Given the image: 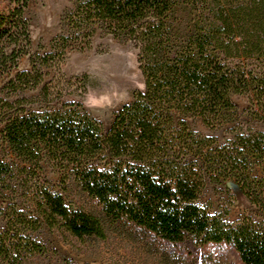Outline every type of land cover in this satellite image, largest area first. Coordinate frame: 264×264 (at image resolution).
<instances>
[{
	"label": "trees",
	"instance_id": "obj_1",
	"mask_svg": "<svg viewBox=\"0 0 264 264\" xmlns=\"http://www.w3.org/2000/svg\"><path fill=\"white\" fill-rule=\"evenodd\" d=\"M27 7L10 0L0 10L2 72L24 52L9 48L29 45ZM99 32L138 49L145 85L107 131L80 102L53 105L71 81L43 85V70ZM40 86L36 111L26 98L3 103L0 262L43 256L35 235L47 226L67 241L122 232L175 249L226 247L238 264H264V130L237 124L233 102L250 95L247 116L264 125V0H74L51 51L10 81L14 91ZM194 122L236 125L221 143ZM231 183L256 216L230 223L198 204L209 186Z\"/></svg>",
	"mask_w": 264,
	"mask_h": 264
},
{
	"label": "rangeland",
	"instance_id": "obj_2",
	"mask_svg": "<svg viewBox=\"0 0 264 264\" xmlns=\"http://www.w3.org/2000/svg\"><path fill=\"white\" fill-rule=\"evenodd\" d=\"M73 4L74 0H28L25 18L28 21L29 45L24 48L11 46L9 53L15 49L24 52L10 72L0 70V139L5 126L2 119L9 115L3 103L26 98L33 100L26 110L36 111L39 109L36 102L40 90L52 79L72 83L62 92V98L53 104L55 107H60L63 102H80L88 113L103 124L105 131L109 130L115 114L132 101L133 94L144 89L138 49L131 42L118 41L99 32L89 48L84 51L70 50L58 68L43 70L45 78L42 86L26 91L12 90L10 81L22 72H32L34 59L51 51L53 40L62 33V18L73 8ZM9 5L10 0H0V10ZM233 102L238 110L237 124L264 130L262 123L254 122L247 116L251 105L250 95H234ZM235 125L211 130L200 122L192 123L197 132L216 136L221 143L232 138ZM49 176L52 178L51 172ZM74 196L80 205L91 207L77 191H74ZM198 204L212 214L223 216L230 223L243 216H256L257 213L234 183L228 187L209 186ZM35 237L45 245L47 252L28 264H238L237 256L230 248L213 247L205 251L186 247L175 249L144 238H131L122 232L111 233L105 241L88 239L82 243L74 239L67 241L56 229L43 226Z\"/></svg>",
	"mask_w": 264,
	"mask_h": 264
}]
</instances>
